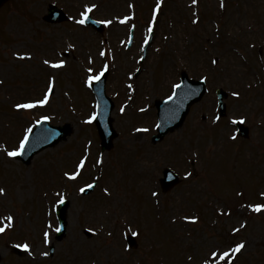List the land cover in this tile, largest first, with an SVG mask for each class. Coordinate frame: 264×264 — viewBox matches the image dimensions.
Wrapping results in <instances>:
<instances>
[{"label": "rangeland", "instance_id": "obj_1", "mask_svg": "<svg viewBox=\"0 0 264 264\" xmlns=\"http://www.w3.org/2000/svg\"><path fill=\"white\" fill-rule=\"evenodd\" d=\"M21 1L10 0L0 7V188L5 190L0 193V224L15 223L13 228L5 225L0 233V264H45L46 260V264H214L229 245L234 251L238 244L244 247L232 264H264V207L256 214L252 205L257 198L254 204L264 205L260 197L264 196V0H223V6L221 0H198L201 12L215 20L213 28L210 18L196 24L188 20L193 11L187 6L190 0L167 1L162 7L146 53L148 68L141 66L134 78L135 95H167L171 83H177L176 72L186 68L190 78L204 79L207 91L191 106L179 129L157 143L151 141L156 133L154 95L145 100L140 96L136 104L124 98L127 108L122 113L118 102L123 97L115 98V92H125L124 81L134 75L146 10L155 0H84L89 7L98 4L92 12L96 18L137 6L135 21L113 23L111 35L73 21L44 23L40 8ZM49 1L65 5L74 16L85 4ZM131 26L133 44L126 50L121 39L128 37ZM97 35L108 39L101 48L109 45L116 51L105 81L106 93L115 98L110 114L115 135L105 151L94 125L80 121L88 111L85 104L94 101L91 94L79 90L78 77L92 68L88 58L96 62L95 68L102 59L106 62V55L100 59ZM61 55L67 66L46 65V59ZM47 77L54 82L52 99L34 111L55 113L57 122L71 124V132L23 165L7 153L23 140L35 113L13 105L39 97ZM216 89L227 93L223 118L215 114ZM142 103L150 104V111ZM230 120H244L248 136L231 142L235 128ZM164 167L175 170L179 178L167 191L159 184ZM71 171L78 173L75 179L66 177ZM205 177L210 179L207 187L202 183ZM91 180L96 181L93 190L80 193V186ZM62 194L70 200L65 236L56 241L50 204ZM8 216L14 219L8 221ZM190 217L193 222L187 221ZM129 232L138 235L132 252L124 241ZM24 243L29 248L18 254L9 245ZM50 244L54 254L46 257Z\"/></svg>", "mask_w": 264, "mask_h": 264}, {"label": "water", "instance_id": "obj_2", "mask_svg": "<svg viewBox=\"0 0 264 264\" xmlns=\"http://www.w3.org/2000/svg\"><path fill=\"white\" fill-rule=\"evenodd\" d=\"M4 0H0V3ZM190 82H184L183 88H181L180 92L177 93L170 103L167 111L169 112V115L172 117V121H167L165 119L166 110H161L160 112V119H161V125L159 126V129L161 131L160 136L165 133L167 130L171 129L174 126H177L182 119L184 118L186 112H187V106L190 105L192 102L198 100L200 96L203 93V87L196 88L197 84H192ZM39 128H37L34 132H31L29 135L26 145L23 148V152L20 155H17L21 160L27 161L28 158H30L35 152H37L39 149L45 147L47 144L50 143H43L41 142V139L43 137V133L47 134V132L44 130L40 133L39 137L36 139V133L38 132ZM59 134V132H58ZM56 138V135L54 136ZM53 139V138H52ZM51 139V140H52ZM61 209V208H60ZM57 215L59 216V219L64 223L63 218L60 216V211H58Z\"/></svg>", "mask_w": 264, "mask_h": 264}, {"label": "snow or ice", "instance_id": "obj_3", "mask_svg": "<svg viewBox=\"0 0 264 264\" xmlns=\"http://www.w3.org/2000/svg\"><path fill=\"white\" fill-rule=\"evenodd\" d=\"M192 2H193V3H196L197 0H192ZM221 6H223V0H221ZM95 7H96V5H92L91 7H87V10H86L84 13H82V16L84 17V19H81V20L79 21V23H81V24L85 23V20H86L87 17H88V13L91 12L92 9L95 8ZM157 8H159V4L157 5ZM127 20H128V17L125 16L122 22H126ZM99 22H100V23H103V24H111V23H112L111 20H103V21H99ZM151 30H152V29L149 28V31H151ZM101 55H104V53L102 52ZM45 63L47 64V63H50V62L46 60ZM64 63H65V61L61 60V61H59L58 63H53V64H52V67L59 68V67H61ZM89 71H92V69H89ZM102 75H103V72H101L99 75H94V76L90 77V81H91V80H99V79L101 78ZM176 87H179V85H176ZM50 91H51V88H49V92H50ZM235 95H238V93H236ZM170 99H171V97H170ZM47 100H48V96L45 95V97H44L43 99L37 100L35 103H36V104L43 105V104L47 103ZM34 106H35V105H34L33 103H27V104H23V105H19V104L16 105L17 108H21V107H23V108H32V107H34ZM93 118H94V117H93ZM29 131H30V130H29ZM24 143H25V141H21L20 149L23 148ZM19 151H20V150H18V149H14V150H12V151H9L7 154H8L9 156H16V155L19 154ZM83 163H84L83 161L80 162V167H83ZM66 175H69V174L66 173ZM77 175H78V173H73V174H71L70 178L75 179ZM87 187L91 188L92 185L89 184V185H87ZM4 191H5V190H4L3 188H0V193H3ZM80 191H81V192H84L85 189H84V188H81ZM105 191H107V189H105ZM154 195H155V193H154ZM60 202L63 203V198L60 199ZM262 207H264V205H256V206H255V210H256V211H260V209H261ZM7 220H8V221H12V220H13V217L8 216V217H7ZM3 231H4V228L0 227V232H3ZM56 231L59 232L60 229L57 228ZM90 231H91V229H90ZM48 235H49L48 232H45V233H44V236H45V242H47ZM17 247H23V248H25V249H28V248H29V245L25 243V244H23V245H17ZM243 247H244L243 244H238V245L236 246V248L234 249V251L239 252ZM44 255H47V253H44ZM215 255H217V254L214 252V253H213V256H215ZM228 255H229V253H228L227 251H225V252L220 256V259L223 260V259H224L225 257H227Z\"/></svg>", "mask_w": 264, "mask_h": 264}]
</instances>
